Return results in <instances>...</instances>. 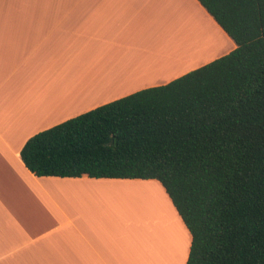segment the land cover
Returning <instances> with one entry per match:
<instances>
[{
  "label": "crops",
  "instance_id": "obj_1",
  "mask_svg": "<svg viewBox=\"0 0 264 264\" xmlns=\"http://www.w3.org/2000/svg\"><path fill=\"white\" fill-rule=\"evenodd\" d=\"M235 47L199 0H0V264H186L192 234L160 181L37 176L21 150L43 130ZM140 187L157 201L136 206L139 233L161 210L166 229L173 221L170 237L139 238L148 252L168 237L161 258L139 254L134 224L116 215V198Z\"/></svg>",
  "mask_w": 264,
  "mask_h": 264
},
{
  "label": "trees",
  "instance_id": "obj_2",
  "mask_svg": "<svg viewBox=\"0 0 264 264\" xmlns=\"http://www.w3.org/2000/svg\"><path fill=\"white\" fill-rule=\"evenodd\" d=\"M236 47L43 130L37 176L156 179L192 234L186 264H264V0H199Z\"/></svg>",
  "mask_w": 264,
  "mask_h": 264
},
{
  "label": "rangeland",
  "instance_id": "obj_3",
  "mask_svg": "<svg viewBox=\"0 0 264 264\" xmlns=\"http://www.w3.org/2000/svg\"><path fill=\"white\" fill-rule=\"evenodd\" d=\"M135 189V190H133ZM141 189V190H140ZM149 188L146 187H140V188H131V189H125V190H130L131 194L129 195V198H125V193H121L117 198H116V202L119 203V210L117 211L116 215L120 216L123 219H130L132 224H134V226L132 227L133 229L130 230V235L131 237H136V244H137V249L139 254H141V250L144 249L143 247H140L139 245V234H142V237L145 238L144 232L142 231L141 233H139V228H137V222L135 221V217H136V206L138 204L142 203V200H146L147 198L152 197V193L148 190ZM153 189V188H152ZM135 194V195H134ZM124 195V196H123ZM139 195V196H138ZM126 200H128V203H126ZM145 209L152 215H155V207L154 209L151 208L150 206H145ZM157 211V210H156ZM158 212V211H157ZM165 212V210H164ZM159 215H161L160 213H158ZM142 220H146L145 217L141 216ZM153 218V217H152ZM132 237V239H134ZM166 238V237H164ZM134 240V241H135ZM164 240V239H163ZM161 241L160 244L157 245H153V250L146 252L145 249V253L147 254L148 258H150V254L151 256H156V254L158 253L160 256L161 251L163 252L164 249V245H166L169 241L168 237L166 238V240ZM158 243V242H157ZM161 258V256H160ZM162 262L164 261V258L162 257ZM148 264H150V262H148Z\"/></svg>",
  "mask_w": 264,
  "mask_h": 264
},
{
  "label": "bare ground",
  "instance_id": "obj_4",
  "mask_svg": "<svg viewBox=\"0 0 264 264\" xmlns=\"http://www.w3.org/2000/svg\"><path fill=\"white\" fill-rule=\"evenodd\" d=\"M135 195V194H134ZM155 195V194H154ZM139 196V195H138ZM154 198V197H153ZM152 198L150 197V202L152 201H154L155 202V200L157 199V197H156V195H155V198L154 199H152ZM147 201H148V199H146ZM145 201V200H144ZM143 200H142V202H144ZM157 201V200H156ZM159 202V201H158ZM156 203V202H155ZM149 203L147 202V205H148ZM152 204H149V206L151 207V208H153V206H151ZM155 206L157 205V204H154ZM156 207H158V205L156 206ZM163 209V208H162ZM155 210V209H154ZM165 210V209H164ZM164 210H161L160 211V214L161 215H159L158 217H159V219H160V221H162V222H160V221H157V222H159L158 223V225H152L151 223H147L148 225H147V229H146V233H145V236H153V235H156V234H159L160 235V233H162V234H164V233H168L167 235H168V237H170V235L173 233V231H172V224H173V221H172V218L170 217L169 218V227H168V229H166L165 228V225H166V219H165V212H164ZM149 211V210H148ZM156 211V210H155ZM156 213H157V211L156 212H154V214L155 215H153V218L156 216L157 217V215H156ZM167 227V226H166ZM133 229V228H132ZM175 232H176V230H175ZM142 235H140L139 237H141ZM141 240V239H140ZM140 242V241H139ZM141 243V242H140Z\"/></svg>",
  "mask_w": 264,
  "mask_h": 264
}]
</instances>
